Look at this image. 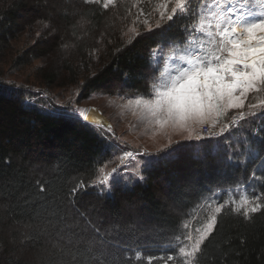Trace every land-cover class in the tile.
Here are the masks:
<instances>
[{"label":"trees","instance_id":"16d2710c","mask_svg":"<svg viewBox=\"0 0 264 264\" xmlns=\"http://www.w3.org/2000/svg\"><path fill=\"white\" fill-rule=\"evenodd\" d=\"M207 1L0 0V53L38 30L14 63L54 54L37 68L43 91L149 97L164 58L196 43ZM31 96L0 75V264H185L180 244L209 201L221 206L193 264H264V104L218 137L138 154L137 175L106 188L103 168L128 148Z\"/></svg>","mask_w":264,"mask_h":264},{"label":"rangeland","instance_id":"374dc122","mask_svg":"<svg viewBox=\"0 0 264 264\" xmlns=\"http://www.w3.org/2000/svg\"><path fill=\"white\" fill-rule=\"evenodd\" d=\"M111 1L104 0V4ZM207 18L208 13L203 9L197 21V33H199L197 44L207 55V61L203 63V66H207L208 63L214 61L211 58L214 57L216 47L223 45L226 39L235 40L238 38L236 35L229 38L221 35L225 29L231 31L233 25L222 24L219 29H215L209 26L210 23L208 24V21H206ZM237 30L239 31V28ZM38 33V30L22 33L19 38L10 43V46L4 52L0 53V75L18 84L26 85L32 94L31 97H28V100L37 101L39 105H43L45 108H48L47 105L49 104L53 107L52 109L61 108L62 106L72 108L82 119L89 121L96 118L88 114L87 109H95L107 117L110 126L105 127V129L111 134L114 141H119L123 144V147L128 149H122L120 154L115 157V163L103 168L98 181H102L105 176L110 179L113 168H124L113 175L132 173L136 176L140 164V161L137 160L138 154L163 149L175 140L200 137V127L203 123L214 126L215 119L226 120L234 112H241L246 115L248 111L259 108L264 104V84H257L253 89L248 90L243 97H240L238 101L222 98L219 102L214 101L211 108L201 109L204 112L203 118L190 116L183 124H180L164 121L159 116L154 115L153 106L158 92L171 86L174 80H178L185 68H192L186 65L187 56L185 52H182L183 50L174 53L173 60L168 57L164 58L161 77L151 86L152 96L149 97L110 94L103 89H99L91 91L85 98L82 96L84 93L79 92L78 89L56 85H51L48 87V92H45L41 89V85H45L41 84L43 82L37 77V68L41 65L46 66L54 63V54L46 58L33 59L27 64L14 63L15 58L34 43L33 37ZM157 53L159 52L157 51ZM156 55H154L155 58ZM236 95L239 96V93ZM104 185L107 188L109 183ZM220 206L221 204L209 201L208 207L204 209L205 211L202 214L201 212L198 213L197 219L189 227L187 238L180 244V254L184 258L185 264H193L194 255L197 251V249L194 250L195 242L201 240L202 236L204 239L210 232V230H207L208 224H214V217ZM236 206L246 211L255 207L253 203L244 199L236 201Z\"/></svg>","mask_w":264,"mask_h":264},{"label":"snow or ice","instance_id":"6c2138e0","mask_svg":"<svg viewBox=\"0 0 264 264\" xmlns=\"http://www.w3.org/2000/svg\"><path fill=\"white\" fill-rule=\"evenodd\" d=\"M181 4L182 0H176L177 8ZM242 12V8L228 6L227 15L214 13L217 29L222 23L233 25L231 31L225 29L221 35L238 38L224 41L222 48L228 49L226 55L216 56L207 66L185 68L178 80L159 91L153 106L154 115L164 121L183 124L190 116L203 118L201 109L211 108L214 101L219 102L222 98L238 101L255 85L264 84V19L247 22ZM118 170L113 168L110 176ZM105 183H109L108 176L101 181L102 185ZM258 207H253L252 211H257ZM212 228L213 223H209L207 230ZM202 240L203 236L195 242L194 250L199 249Z\"/></svg>","mask_w":264,"mask_h":264},{"label":"built area","instance_id":"2783aa9c","mask_svg":"<svg viewBox=\"0 0 264 264\" xmlns=\"http://www.w3.org/2000/svg\"><path fill=\"white\" fill-rule=\"evenodd\" d=\"M215 4V9L218 12H226L228 6H233L236 9H243L242 15L244 16L247 22H252L255 18L251 10L255 7H264V0H213ZM200 55V51L193 53V57ZM226 55V53L220 54ZM240 118L239 113H235L232 116L231 121L237 122ZM222 122L219 119H215L214 126H211L209 123H203L200 127L201 134L203 136H218L222 129Z\"/></svg>","mask_w":264,"mask_h":264},{"label":"bare ground","instance_id":"6f19581e","mask_svg":"<svg viewBox=\"0 0 264 264\" xmlns=\"http://www.w3.org/2000/svg\"><path fill=\"white\" fill-rule=\"evenodd\" d=\"M87 113L91 114V116L95 117L96 119L92 120L94 122H100L102 120V114L99 113L97 110L95 109H87ZM84 119V118H83Z\"/></svg>","mask_w":264,"mask_h":264},{"label":"water","instance_id":"95a60500","mask_svg":"<svg viewBox=\"0 0 264 264\" xmlns=\"http://www.w3.org/2000/svg\"><path fill=\"white\" fill-rule=\"evenodd\" d=\"M96 123H98L99 125L105 126V127L110 126L109 120L104 115L102 116V120Z\"/></svg>","mask_w":264,"mask_h":264},{"label":"crops","instance_id":"0c3cea01","mask_svg":"<svg viewBox=\"0 0 264 264\" xmlns=\"http://www.w3.org/2000/svg\"><path fill=\"white\" fill-rule=\"evenodd\" d=\"M204 62H205V61H204ZM204 62H203V63H204ZM202 66H203V64H202Z\"/></svg>","mask_w":264,"mask_h":264}]
</instances>
